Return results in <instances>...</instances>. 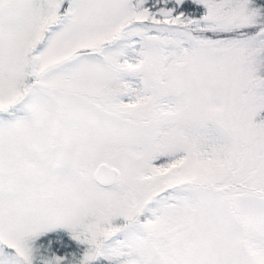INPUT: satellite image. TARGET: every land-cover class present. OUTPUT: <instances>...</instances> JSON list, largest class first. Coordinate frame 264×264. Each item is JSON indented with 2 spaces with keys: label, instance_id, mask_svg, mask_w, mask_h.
<instances>
[{
  "label": "snow or ice",
  "instance_id": "1",
  "mask_svg": "<svg viewBox=\"0 0 264 264\" xmlns=\"http://www.w3.org/2000/svg\"><path fill=\"white\" fill-rule=\"evenodd\" d=\"M0 264H264V0H0Z\"/></svg>",
  "mask_w": 264,
  "mask_h": 264
}]
</instances>
